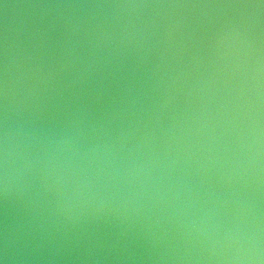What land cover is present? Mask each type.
Returning a JSON list of instances; mask_svg holds the SVG:
<instances>
[{
    "label": "water",
    "instance_id": "95a60500",
    "mask_svg": "<svg viewBox=\"0 0 264 264\" xmlns=\"http://www.w3.org/2000/svg\"><path fill=\"white\" fill-rule=\"evenodd\" d=\"M0 264H264V0H0Z\"/></svg>",
    "mask_w": 264,
    "mask_h": 264
}]
</instances>
